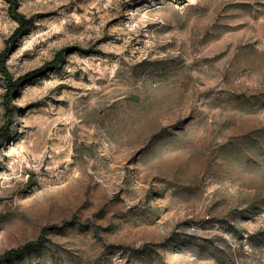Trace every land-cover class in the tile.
Wrapping results in <instances>:
<instances>
[{
    "label": "rangeland",
    "instance_id": "obj_1",
    "mask_svg": "<svg viewBox=\"0 0 264 264\" xmlns=\"http://www.w3.org/2000/svg\"><path fill=\"white\" fill-rule=\"evenodd\" d=\"M0 264H264V0H0Z\"/></svg>",
    "mask_w": 264,
    "mask_h": 264
},
{
    "label": "trees",
    "instance_id": "obj_2",
    "mask_svg": "<svg viewBox=\"0 0 264 264\" xmlns=\"http://www.w3.org/2000/svg\"><path fill=\"white\" fill-rule=\"evenodd\" d=\"M16 17L21 25V28L22 26H26L28 24V20L23 16L21 15L20 13H16ZM19 25V26H20ZM36 71H39V70H33L31 71L29 74H26L27 76L31 75L32 73H35ZM25 75V76H26ZM24 77V76H23ZM22 77V78H23ZM33 243H27L24 247H21V248H17V249H9L7 250L6 252H4V254H2V257H9V256H12L14 254H19L23 248H27V247H30Z\"/></svg>",
    "mask_w": 264,
    "mask_h": 264
}]
</instances>
